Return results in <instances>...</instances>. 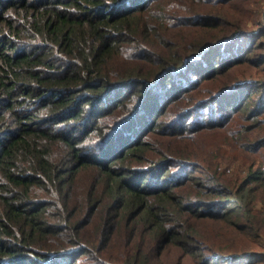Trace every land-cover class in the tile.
<instances>
[{
	"label": "trees",
	"instance_id": "16d2710c",
	"mask_svg": "<svg viewBox=\"0 0 264 264\" xmlns=\"http://www.w3.org/2000/svg\"><path fill=\"white\" fill-rule=\"evenodd\" d=\"M263 3L0 0V264H264Z\"/></svg>",
	"mask_w": 264,
	"mask_h": 264
},
{
	"label": "rangeland",
	"instance_id": "374dc122",
	"mask_svg": "<svg viewBox=\"0 0 264 264\" xmlns=\"http://www.w3.org/2000/svg\"><path fill=\"white\" fill-rule=\"evenodd\" d=\"M238 2V1H236ZM262 8H263V15H262V21L261 23H251L250 25V30H249V34L246 35L247 37H255L257 39V42H261L262 47L264 48V30H262V26L264 27V3L262 4ZM243 9L250 15H252V17L254 16V11L256 12V7L254 4H246L243 6ZM261 27V28H260ZM254 30V31H253ZM257 33V34H256ZM246 36H244L242 39H246ZM241 41V40H240ZM262 49V48H261ZM264 61V58L263 60ZM257 209L259 210L260 213H262V211L264 212V203L259 201L258 205H257ZM262 215V214H261ZM260 215V216H261ZM264 239V236L262 237ZM247 243H250V239L246 238ZM254 244V243H253ZM252 255V254H251ZM244 257V258H243ZM243 257H239L237 262L238 264H245L248 261H250L251 259H257L256 257L258 256H254V258H252V256L248 257V256H243ZM224 264V263H223Z\"/></svg>",
	"mask_w": 264,
	"mask_h": 264
}]
</instances>
